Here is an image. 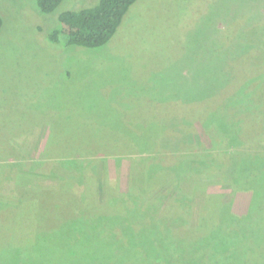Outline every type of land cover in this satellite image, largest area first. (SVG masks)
Segmentation results:
<instances>
[{
  "label": "rangeland",
  "instance_id": "1",
  "mask_svg": "<svg viewBox=\"0 0 264 264\" xmlns=\"http://www.w3.org/2000/svg\"><path fill=\"white\" fill-rule=\"evenodd\" d=\"M96 1L63 0L54 11L43 13L34 0H0V262L116 264L101 251L128 248L126 236L116 242L106 240L108 233L117 238V226L126 225L125 219L119 218L125 215L121 194L146 199L159 207L158 216L165 212L170 217L178 214L164 207L180 194L186 205L178 221L173 218L167 228L159 224L162 232L157 231L152 239L137 240L139 249L133 248L135 252L147 261L159 257L185 261L182 253L191 247L195 250L189 255L199 252L191 264H198L201 257L202 264H264V239L257 237L260 234L264 238V181L258 177V168L240 160L251 149L231 146L233 140L218 131L224 121L202 125L194 120L204 148L195 149L198 144H193L188 151L183 149L184 158L196 160H182L176 177L167 169L156 172L161 177L149 189L145 186L146 162L138 160L135 146L131 143L130 147L127 140L128 135L147 138L143 130L153 135L154 129H165L153 122L148 124L156 125L151 130L138 123L143 107L170 103L167 91H183L174 98L175 103L191 90L196 96L208 91L211 85L198 87L186 79L188 75L196 77L210 69L213 74L241 76L238 53L228 54L229 62L224 63L227 53L223 45L233 46L240 37L245 48L257 44L259 49L264 24H250L247 30L243 26L264 14V0H251L248 19L240 9L247 0H136L111 38L98 47L65 44V35H60L59 42H51L39 31L38 25L44 31L56 26L60 11L91 6ZM220 27L218 36L227 41L206 58L193 53L200 60L191 70L188 62L192 45H204ZM242 67L248 72L247 64ZM216 81L220 84V79ZM220 98L227 100L229 96L223 90ZM229 101L227 106L239 108L240 100ZM245 110V105L241 106V111ZM248 110L249 120L253 116L251 104ZM231 118L235 119L233 126H241L243 133L250 129L240 125L238 115ZM98 125L108 135L109 128L123 129L124 135L122 130L111 132L112 137L119 135L125 140L122 153L100 151L88 155L89 147L102 145L104 137ZM139 146L141 156L155 155L150 141ZM84 148L87 152L82 154L86 156H79ZM173 152L181 153V149L162 151ZM260 152L264 153V148ZM56 165L60 174L54 172ZM195 169L197 177L189 178V171ZM71 171L82 174V182L90 183L95 190L97 206L91 218L101 214L97 207L103 215H111L103 217L111 218L110 223L107 219L104 227L99 226V238L79 229L81 243L67 240L76 234L75 225L68 219L74 211L73 198L89 195ZM206 173L212 174L206 177ZM114 192L116 197L111 195ZM208 194L219 195L220 207L213 220L204 214ZM199 215L202 225H198ZM78 245L87 253L83 255ZM154 250L159 251V257L152 256ZM124 264L138 263L135 257H129Z\"/></svg>",
  "mask_w": 264,
  "mask_h": 264
},
{
  "label": "trees",
  "instance_id": "2",
  "mask_svg": "<svg viewBox=\"0 0 264 264\" xmlns=\"http://www.w3.org/2000/svg\"><path fill=\"white\" fill-rule=\"evenodd\" d=\"M34 1L37 8L41 12L49 13L54 11L59 3L63 0ZM135 1L136 0H97L91 6L81 7L78 9H65L57 14L56 26L52 27L49 31H44L42 27L38 25V29L40 32L45 34V37L48 38L51 42H59L60 35H65V44H73L85 47H98L106 43L111 38V36L115 33L118 26L120 25L127 10ZM241 8L244 9L246 18V16H248L247 13L251 10V0H247L240 7V9ZM246 19H248V17ZM253 23H262L263 25L264 14L257 17V19L254 21L253 19H251V23L247 20L246 25L243 26L244 30H247L250 26H253ZM1 25L2 16L0 15V28ZM221 28L222 27H220L217 32L215 31V33L208 36L204 45L202 44V42L201 44L195 46L192 45L193 49L190 52L192 59L188 62V66L191 68V70L194 71V68L197 67V64L200 60V57L194 56L193 53H202V58H206L207 56L217 52L220 49L219 47H221L223 41H227L224 39L220 40V37L218 36L219 30ZM262 38L263 39H261L260 44L258 42L259 49H256L257 44H254V46H251V48H245V44L239 42L240 37L238 41L233 42V46L230 43H225L223 45V49L227 53L226 58L223 57L222 59L224 63L227 64L229 62V60H227L228 54L233 55L234 53H238V72L241 74V76L233 77L231 72H226L222 75L220 73L213 74L212 72H210V69H202L204 72L198 73L196 77L193 75H188L186 79H188L190 83H195V85L198 87L211 85L206 93L196 96L191 90V94L181 99L180 103H175L174 98H179V94H181L183 91L181 89H178L176 91L173 90L170 92L167 91L168 96H170L171 98L169 101L170 103H162L158 104L157 106L149 105L147 107H143L144 111H141L142 119L138 124L148 125L153 122L157 125H162L163 128H165L163 130L154 129L153 135H151L149 131L143 130L144 133L148 134V137H143L142 140H140L138 136L128 135L127 140L130 147L132 143L135 146V154H139L138 160L141 162H146V164L144 163V176L147 182L145 186L148 187V189L154 186V184L158 181V178L161 177V173L156 174V172L162 171L161 169H167L171 171L172 174L176 177L175 172L178 169V165L183 163L182 160H196L194 158L192 160L190 158L188 159L189 156L184 158L183 156L185 155V151H182L183 149L188 151L193 144H198L194 147L195 149L204 148L203 144L201 143L202 141L200 135L195 125L193 124L194 120L201 121L202 125H217L218 123H220V121H224L225 127L223 126L218 131L225 135V138L227 140H233L231 146L241 145L242 149H251V151L247 153L248 156L241 157L240 160L248 164L249 167L254 165L256 168H258V177L260 180L264 181V153L260 152L261 148H264V56L262 55V53H264V37ZM258 53L261 54L258 55ZM241 57H243V59ZM194 58L198 59L197 63L195 62L196 59L193 60ZM192 63L196 64V66H193ZM244 63L249 66L248 72L242 67V64ZM207 64H209V62H207ZM198 70L201 69L198 68ZM219 79L220 84H218V82L216 81ZM223 90L230 99H236V101L240 100L239 102H237V104L240 103L239 108L227 106L226 104L230 103L229 98L227 100H221L220 94ZM188 104L191 107L188 108ZM243 104L246 108L245 111H241V106H244ZM250 104L252 110L251 114L253 116H251V119L248 120V118H250V115L247 116L246 114L250 112L248 110V106H250ZM180 105L182 107L184 106L183 110L180 108ZM187 110L189 111V115H187ZM232 114L233 116H239L240 125L242 124L245 127L251 126L250 129L243 133L241 131V126H239L241 129L239 127L238 129L234 127L233 121L235 119L231 118ZM138 115H140V113ZM134 121L137 122L138 120ZM152 126L148 125L147 128L151 130L153 129ZM97 129L102 130L99 131V134H102L101 138L104 137L103 141H101L102 145L89 147L90 149H88V153L90 154L88 155H95L96 152L100 151L106 152L107 154L111 155L124 150L123 148H125V146H123V144L125 140H121V137L119 135H113L112 137V134L116 129L122 130V133L124 135V131L121 127L116 126L114 127V129L112 128V130L111 128H109V135L107 134V131L104 129V127H99L98 125ZM216 129L217 128L215 127L214 130ZM205 130L207 131V129ZM136 133H138V130L136 131ZM146 141H150V149L154 150L155 155H152L150 157H146V155H140L141 148L139 145ZM177 149H181V153L174 154L175 151L173 153H162V151L169 152L170 150ZM85 152H87L86 149L78 155L86 156V154H82ZM156 152L158 153V155H156ZM194 156L197 158L198 155ZM109 160L114 161V159ZM116 162L117 160H115V163ZM57 168L58 166L56 165V167H54V172L60 174ZM195 171H197V169L189 171V178L197 177ZM207 171L212 172L210 169H208ZM70 174L72 177L75 175L72 174V171L70 172ZM206 174L207 176H205L209 177L212 173ZM81 175H75L76 179H78L77 183L85 187V192L89 196L88 198H85L83 196L76 197L75 199L73 198L74 203L72 207L74 208V211L70 215V218H67L70 223L74 224L76 227V234L68 237L67 240H75L76 242L79 241L80 243L82 242L80 241L82 239V235L81 233L77 232L79 229H84V231L88 230L91 233V236L95 235V237L99 238L101 234L100 232L102 230L101 228H99V226L104 227V223H106V220L109 219L108 221L110 223L111 218H103L104 216L111 215H103V211L99 210L98 207L96 211L101 214L91 218L95 215L93 210H95V207L97 206L93 198V192H95V190L90 183L82 182V179L80 178ZM87 177H91V173L90 175H87ZM107 189L110 190L111 187H108ZM182 189L184 188L182 187L181 190ZM138 190L140 191V188H138ZM140 192H142V190ZM111 195L116 197L115 192L111 193ZM117 195L120 194L117 193ZM121 195H123L125 199V215L124 217L119 216V218L123 219V221L125 219L126 225L124 228L117 226L119 230L116 235L117 238L112 237L113 234L108 233L106 240L108 242H112V240H115L116 242L120 237L126 236L128 239V244H126L128 245V248L118 247L120 250L116 247H113V249L110 248L108 250L105 248L106 250L104 249L101 251L102 256L106 257V254L108 253L110 259L113 260L116 264H124L127 260H129V257H135L138 264H144L145 262H151L154 264H181L180 262H183V264H191V262L197 257V254H199V252H197V254L189 255V252L195 250L191 249V247L188 251L184 250V252L182 253V259H186L185 261H176L174 259H171V257H159L158 250H154V255L152 256L159 257V259H151L147 261L141 256V254L139 255L134 251V249H139L137 247L139 244L137 240H145L148 237L152 239L157 235V231L162 232V228L160 229L159 224L164 225L165 228H167V226L171 224L173 218L174 222L178 221V215L183 213V207L186 205L184 204L186 199L182 198L183 196H180V194L177 195L174 200H171V203L164 207V209L168 207V211L172 214H178L170 217L165 212L160 213V215L158 216L159 207L155 208V204L146 199L135 200V198H127L126 194ZM121 195L119 197L120 200L123 199L121 198ZM131 195H134L133 192H131ZM218 198L219 195L214 196L212 194H208V196H206V212H204V214L207 218L210 216L209 218L211 220L215 218L220 207ZM105 205L106 203L101 204L102 209L106 208ZM197 221L198 225H202L203 219L200 217V215ZM134 225H136L135 228ZM126 226L128 227L126 228ZM257 237L260 239H264L260 234H257ZM257 237L254 239L255 241H257ZM61 238L63 239L62 236ZM119 243H121V241H119ZM79 250L83 252V255L87 253L86 251L82 250L80 246ZM180 251H182V249ZM110 252H112L113 254ZM178 254L180 253H177L175 255ZM202 258L203 257H201V261L199 260L198 264L204 263V261L202 262ZM16 262L22 264L19 260H17ZM0 263L6 264L5 262ZM12 263L15 264V262ZM45 264H52V262H45Z\"/></svg>",
  "mask_w": 264,
  "mask_h": 264
},
{
  "label": "crops",
  "instance_id": "3",
  "mask_svg": "<svg viewBox=\"0 0 264 264\" xmlns=\"http://www.w3.org/2000/svg\"><path fill=\"white\" fill-rule=\"evenodd\" d=\"M118 153H122V152H117V154H118ZM117 154H116V155H117Z\"/></svg>",
  "mask_w": 264,
  "mask_h": 264
}]
</instances>
